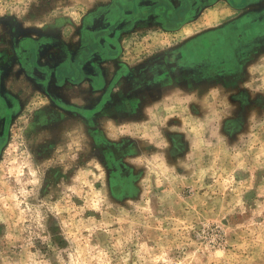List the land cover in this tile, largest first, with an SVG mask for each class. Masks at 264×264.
<instances>
[{
  "label": "rangeland",
  "instance_id": "1",
  "mask_svg": "<svg viewBox=\"0 0 264 264\" xmlns=\"http://www.w3.org/2000/svg\"><path fill=\"white\" fill-rule=\"evenodd\" d=\"M188 1L0 0V264H264V0Z\"/></svg>",
  "mask_w": 264,
  "mask_h": 264
},
{
  "label": "trees",
  "instance_id": "2",
  "mask_svg": "<svg viewBox=\"0 0 264 264\" xmlns=\"http://www.w3.org/2000/svg\"><path fill=\"white\" fill-rule=\"evenodd\" d=\"M158 4L154 5V7L156 9H158ZM170 7V6H169ZM171 8L174 10V11H177L178 15H177V18L178 20L175 21L174 23H171V21H167V13H165V11H162L161 9L159 10L165 17H166V22L167 24L171 25V26H178L182 23H184L186 20H187V17H188V14L192 8V4L190 3V1L186 0V3L184 5H181V6H171Z\"/></svg>",
  "mask_w": 264,
  "mask_h": 264
}]
</instances>
